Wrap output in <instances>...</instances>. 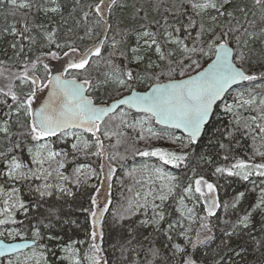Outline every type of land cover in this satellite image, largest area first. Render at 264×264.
<instances>
[{
  "label": "snow or ice",
  "instance_id": "snow-or-ice-1",
  "mask_svg": "<svg viewBox=\"0 0 264 264\" xmlns=\"http://www.w3.org/2000/svg\"><path fill=\"white\" fill-rule=\"evenodd\" d=\"M4 4L0 264H264V0Z\"/></svg>",
  "mask_w": 264,
  "mask_h": 264
},
{
  "label": "trees",
  "instance_id": "trees-1",
  "mask_svg": "<svg viewBox=\"0 0 264 264\" xmlns=\"http://www.w3.org/2000/svg\"><path fill=\"white\" fill-rule=\"evenodd\" d=\"M236 2L237 3H248L249 0H236ZM40 18L43 19V17H40ZM19 20H20L19 15H16V16L11 15V11H10L7 4L0 5V32H2L3 29L7 25L16 23ZM72 24H73V21L70 19L69 25H72ZM10 39H12V37L0 36V59H6V57L4 55V51L7 48V41ZM8 55H11L10 49L8 50ZM104 98H106V97H103V96L100 97V99H104ZM113 143H114V141H113ZM105 145L107 147V145H108L107 141H105ZM119 150L121 152H123L124 148L121 147ZM141 160H142V158L137 157V158L133 159L131 157V155H129L128 159L126 161H124L123 163H125L127 165V167L131 168V167H134L137 164L141 163ZM81 162H84V161H81ZM121 175H122V171L118 170L117 176H121ZM130 183H131V181L126 180V184H130ZM120 191H121V189H120L119 184L118 183L115 184L114 185V195H116L118 197ZM246 259H247V264H260L261 257L259 256V254H250V255H248V257Z\"/></svg>",
  "mask_w": 264,
  "mask_h": 264
},
{
  "label": "rangeland",
  "instance_id": "rangeland-1",
  "mask_svg": "<svg viewBox=\"0 0 264 264\" xmlns=\"http://www.w3.org/2000/svg\"><path fill=\"white\" fill-rule=\"evenodd\" d=\"M52 63H53V64H58L59 62L53 61ZM137 165H138V164H137Z\"/></svg>",
  "mask_w": 264,
  "mask_h": 264
}]
</instances>
